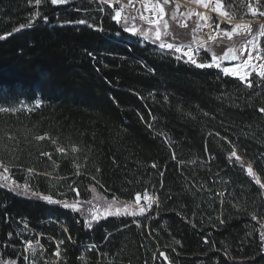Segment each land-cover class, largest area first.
Listing matches in <instances>:
<instances>
[{
    "label": "trees",
    "instance_id": "obj_1",
    "mask_svg": "<svg viewBox=\"0 0 264 264\" xmlns=\"http://www.w3.org/2000/svg\"><path fill=\"white\" fill-rule=\"evenodd\" d=\"M36 11L48 22L37 17L0 40V108L8 110L0 113V160L43 195L86 201L94 188L123 202L148 195L159 207L139 219L104 216L90 229L69 210L0 186V264L31 263L18 236L23 221L47 248V262L36 264H50L56 244V264H264V196L247 172L253 162L264 184L261 78L242 82L150 44H126L112 14L90 0H0V35ZM80 19L96 28L65 23ZM20 101L41 105L14 111ZM233 144L240 162H229Z\"/></svg>",
    "mask_w": 264,
    "mask_h": 264
},
{
    "label": "rangeland",
    "instance_id": "obj_2",
    "mask_svg": "<svg viewBox=\"0 0 264 264\" xmlns=\"http://www.w3.org/2000/svg\"><path fill=\"white\" fill-rule=\"evenodd\" d=\"M75 0H70V3H73ZM91 1V0H90ZM93 2V1H91ZM229 0H224V3H228ZM249 0H245V4L248 3ZM99 5V8L103 9L102 14L106 15L108 12L112 14V17L115 16V12L117 10L121 11V17L117 19H113L116 23L118 28L123 32L122 35H119L118 38L122 39L126 44H133L137 46L139 49H143L144 46L147 44L151 45V52H158L161 53L160 49L157 47L159 41H155V30L160 28L161 31V39L167 43H174L182 47L181 53H173L175 56H181V62L185 63L187 60V56L183 55V52L197 50L195 51V56L198 58V62H211L213 56L217 57V63L220 64V67L217 68L213 66L212 68H204V69H214L220 71L223 75L235 78L242 82H245L240 79L239 75H231L225 74L223 69L228 68L230 70L235 69L239 72L240 75H243L246 71L249 73L247 76V80L252 78L255 75L252 68H248L245 65V61L248 59L249 51H252L253 57L255 56V52H261V41L264 39V36L257 35L253 40L255 44V50L251 48L250 45H246L244 43V39H252L250 35L246 33L244 28H240L237 30V33L233 34V41L236 42V46L232 48L231 53H235L237 55V61L231 65H225L222 61V57L228 54L229 47L232 46V41H229L227 37L223 36L222 31L214 30V27H209L211 21H204L200 20L195 13H204L205 16L211 15L214 18H218L220 20V27L221 29L225 28V20L221 18L220 12L212 11V5H209L208 9H205L202 4H196L194 0H170V3L164 5L162 0H119L117 4V0H111L110 6H105L98 2H94ZM253 7H256L255 0H252ZM160 5L164 9L163 17H160L159 8L157 5ZM240 4V0H235L233 4V10L236 11V17L232 20V24L228 25V29L230 30L231 27L235 26L236 24H245L250 23L254 29V31H259L262 26H264V18L259 17V13H257L256 17L252 16L251 11H249L246 7L240 6L237 8V5ZM68 5V4H67ZM66 6V5H63ZM260 9L264 10V0H260ZM226 8H221V11H226ZM173 15L175 19H173ZM141 17H146V19H141ZM125 18L127 20V27L135 28L137 30L136 34L132 32L124 31L125 27ZM119 21V22H118ZM158 21V23L156 22ZM91 23L90 21H88ZM167 23L168 28L165 29L163 25ZM92 24V23H91ZM187 25L184 27L183 25ZM140 31H147L152 37L149 40H145L142 36L139 35ZM165 31L169 33V35H165ZM241 34H244L243 37ZM215 37V39H212ZM222 40L223 43L218 45L216 41ZM155 41V42H154ZM203 46V52L198 51L200 47ZM154 48V49H153ZM245 49H248L247 51ZM167 52V50H165ZM206 53V54H205ZM251 63L254 65H259L260 63H264V61L252 59ZM190 65L194 68L190 62L185 63ZM200 69V68H197ZM256 71H259V68H256ZM259 77V76H258ZM36 102L28 103L25 101H20L17 104H12L11 107L14 111H31L38 107H36ZM41 105V104H40ZM8 110L4 111L7 112ZM7 167V166H6ZM8 168V167H7ZM9 169V168H8ZM28 174H31L28 172ZM22 174H12L10 170L8 172H4L3 168H0V186L17 194L18 196L30 198V199H37L33 197L30 192L29 194L24 193L23 187L17 188V185L23 186L25 184L28 185V175ZM28 189L31 191H36L33 186L28 185ZM94 189V188H93ZM91 189L90 198L88 200H82L78 197H58L59 194L52 198L58 203H48L45 200L38 199L48 205L59 206L63 210H69L73 214H77L85 223V219H91L92 213H95L98 217V220L104 216H114L118 212L119 215L126 216V218L131 219H139L144 217L147 213L151 212L156 204L153 203L152 206L149 208L148 205L152 199H156L151 196H145L143 198H137L133 202H123L116 198L107 197L96 189L93 191ZM263 196H264V189H262ZM43 195V194H41ZM51 196V195H50ZM97 197H104L103 200H97ZM105 200L112 202L113 207L109 210L105 206ZM91 201V203H88ZM65 204L72 205L74 204L76 208L72 207H65ZM79 208L80 211L76 209ZM91 209V212L88 210ZM141 209H144L143 214H140ZM109 211L112 215H109ZM135 212L136 215H132L131 213ZM128 213V214H125ZM54 222L59 228H63L61 222ZM27 221H23L19 224L21 230L18 231V236L23 237L22 240L25 244L26 241L30 240L32 236L37 237V241L39 244L34 243L33 245L36 248V256L33 257V254L26 246L23 248L25 255L28 256L29 260H31L30 264H36L35 262L38 260L44 261V255L47 254V248L42 246L40 243L41 236L38 235L36 232L32 231V229L26 223ZM96 223V222H93ZM262 244L264 245V240H262ZM58 245L56 244V251L52 253V257L50 258V264H56L59 259L60 255L57 256L56 253L58 251ZM60 251V250H59ZM42 253V254H41ZM36 260L35 262H33ZM47 262V261H44ZM5 264H14V263H5Z\"/></svg>",
    "mask_w": 264,
    "mask_h": 264
},
{
    "label": "snow or ice",
    "instance_id": "obj_3",
    "mask_svg": "<svg viewBox=\"0 0 264 264\" xmlns=\"http://www.w3.org/2000/svg\"><path fill=\"white\" fill-rule=\"evenodd\" d=\"M50 2H51L52 5H67V4L70 3V0H50ZM194 2L196 4H202L205 9H208L209 5L211 4L212 5V9L211 10L212 11L220 12L221 18H223L225 20V28L224 29H221L220 20L218 18H214L211 15L205 16L204 13H195V15L198 16L200 18V20L211 21V23L209 24V27H214V30L222 31L223 36L227 37V39L229 41H232V46L229 47V49H228L229 53H231L232 52V48L236 46V42L233 41V39H232L233 38V34L237 33V30L240 29V28H244L246 30V33L252 37V39H246L245 38L244 39V43L246 45H250L253 50H255V47H256L255 44L253 43V40L255 39V37L257 35L264 36V26H262V28L259 31H254V29H253V27H252V25L250 23L236 24L235 26L231 27L230 30L228 29V25L232 24V20L236 17V14H237L236 11L233 10V4L235 3V0H229L228 3H224V0H194ZM29 3L30 4L33 3V0H29ZM100 3L105 5V6H110L111 5V0H100ZM118 3H119V0H117V4ZM162 3L164 5H167V4L170 3V0H162ZM34 4L39 6V5L42 4V0H34ZM255 4H256V7L254 8L252 0H249V2L246 3V4H245V0H240V4L237 5V8L240 7V6L246 7L249 11H251L253 17H256L257 13H259V17L264 18V10L260 9V0H255ZM157 7L159 8V14H160V17L162 18L163 17V13H164V9L159 4L157 5ZM222 7L226 8L227 10L226 11H221ZM101 11H103V9H101ZM37 17H42V19L44 20L45 23L48 22V17L46 15H42V13L40 11H36L34 13V15L29 18V22L27 24H20L19 27L14 28L12 31H9V32H7V33H5L3 35H0V40H4V39H6V37L12 36L15 32H19L22 29L31 27L33 22L36 20ZM120 17H121V11L117 10L115 12V16H113L112 18L118 20V18H120ZM172 18L175 19V16L173 15ZM141 19H146V17H141ZM127 20H128V18H125L124 31L132 32L133 34H136L137 30L134 27L133 28L127 27ZM156 22L158 23V21H156ZM65 23H69V24H73L74 23V24H79V25H87L90 28H96L95 24L89 23L88 20H86V19H80V20H77V21H65ZM183 26L187 27L186 24L183 25ZM163 27L165 29H167L168 28L167 23H165L163 25ZM98 30L102 31L103 29H98ZM164 34L165 35H169V33L167 31H165ZM116 35L119 36L120 33H116ZM139 35L142 36L145 40H149V39L152 38V37H150V35H149V33L147 31H140ZM241 35L243 37L244 34H241ZM212 39H215V37H212ZM155 41H159L157 47L160 49L161 54H164L165 50H167V55H169V56L173 55V53H181L182 52V47L181 46H179L177 44H174V43H167V42H165L164 40L161 39L160 28H157L155 30ZM216 43L218 45H220V44L223 43V41L219 40V41H216ZM245 50L247 51L248 49H245ZM195 51H197V50H191V51L183 52V55L187 56V60L185 61V63H189L190 62L192 65H194L195 67L200 68V69L212 68L213 66H215L217 68L220 67V64L216 62L218 58L215 57V56H213L211 62H207V61L198 62V58L194 54ZM198 51L203 52V46H201ZM89 55H92V54L89 53ZM224 58L227 59L228 55H225ZM175 59L177 61H179V60H181V56L180 55H176ZM232 59H236V57L232 56ZM252 59L264 61V54H262L259 51H256L255 52V56L253 57L252 51H249L248 59L245 61V65L248 68H252L253 72L255 73V75H257V76H259L261 78L260 83H261L262 86H264V63H260L257 66V65H254V64L251 63ZM257 67L259 68V71H256ZM149 71H154V70L149 69ZM223 71H224L225 74L239 75L240 79L243 80V81H247V76L249 75V73L247 71L243 75H240L239 72L236 71L235 69L230 70L228 68H224ZM247 87L252 88V87H254V84L252 82H247ZM150 95H151V93H150ZM164 99H165V101H167V96H165ZM36 107H40V101L36 102ZM4 111H6L5 108H0V113H2ZM259 112L260 113H264V106L259 108ZM204 115H208V114L204 113ZM141 119H143L142 116H141ZM148 127L149 128H153V124L150 122L148 124ZM157 134L158 135H165L162 132L157 133ZM217 135H219V133H217ZM46 136H47V134L35 136L34 138L37 141H40V140H44L46 138ZM165 142L171 144L170 139H166ZM51 143L53 145H57V140L56 139H52ZM76 150H77L76 148H72L71 149L72 152H76ZM57 151H59L61 153H64L65 149L58 146L57 147ZM41 154L49 156V159H51V156L49 155V153L43 152ZM233 157L236 158L237 162H240V157L237 156V151H236V147H235L234 144L232 146L231 151L228 153V159H229L230 163L232 162V158ZM172 158L175 159V155H173ZM252 165H253V162H249L247 164L248 175H250L256 181V183L260 185L261 189H264V184H262L260 182V179L253 172ZM152 167L156 168L157 165L153 164ZM241 167L242 168L244 167V165L242 163H241ZM0 168H3V171L5 173L9 171V169L5 166V164H4V162L2 160H0ZM97 171H99V169H97ZM16 187L17 188L23 187L25 194H29V192H30V194L33 197H35L37 199L45 200V201H47L50 204L59 202V201L54 200L52 198V196H50V195H41L39 192L31 191L30 189H28V185L27 184H25L23 186L17 185ZM93 191H95V189H93ZM223 195H224L223 192L218 193V196L222 197ZM96 199L97 200H103L104 197H97ZM138 200H139V195L137 196V201ZM88 203H91V201H88ZM153 203H155L157 205V207H159V202L156 199H152L151 202L149 203L148 207L150 208ZM64 206L65 207L76 208V206L74 204H72V205L65 204ZM105 206L109 210L113 207L112 202H109L107 200H105ZM76 210L80 211L79 208H77ZM88 211L91 212V209H89ZM143 212H144V209H141L140 214H143ZM125 214H128V213H125ZM131 214L132 215H136L135 212H133ZM109 215H112V213L110 211H109ZM116 215H119V213L117 212ZM252 219L253 220L257 219V216H256L255 213L252 214ZM93 222H96V223L99 222L98 217H97V215L95 213H92L91 219H87V218L85 219V225L91 229V228L94 227V223ZM219 222L220 223H224L223 220H220ZM260 229H261V239L264 240V223H260ZM65 231H67V229H65ZM9 235H11V233H9ZM69 239H71L70 236H69ZM204 242L208 243L209 241L207 240V238H205ZM58 243H59V245H63L64 241L60 240ZM176 243L179 244L180 241H176ZM26 244H27L28 250H30L32 252V254H33V257H35L37 252H36L35 246L33 245V242L31 240H28V241H26ZM36 244H39V241H36ZM96 247H97L96 245L92 246L93 249H95ZM261 251H264V245L261 246ZM56 255L57 256L60 255V251L59 250L57 251ZM160 255L163 256L164 253L161 252ZM25 259L27 260L28 257H25Z\"/></svg>",
    "mask_w": 264,
    "mask_h": 264
},
{
    "label": "water",
    "instance_id": "obj_4",
    "mask_svg": "<svg viewBox=\"0 0 264 264\" xmlns=\"http://www.w3.org/2000/svg\"><path fill=\"white\" fill-rule=\"evenodd\" d=\"M58 6H60V5H58ZM226 55H228V58L227 59L224 58L225 55L222 57V61H223V63L225 65H231V64L236 63V61H237V55L235 53H228ZM232 56H235L236 59H232Z\"/></svg>",
    "mask_w": 264,
    "mask_h": 264
},
{
    "label": "built area",
    "instance_id": "obj_5",
    "mask_svg": "<svg viewBox=\"0 0 264 264\" xmlns=\"http://www.w3.org/2000/svg\"><path fill=\"white\" fill-rule=\"evenodd\" d=\"M91 1H93V2H95V1H96V2H98V3H99V0H91Z\"/></svg>",
    "mask_w": 264,
    "mask_h": 264
}]
</instances>
